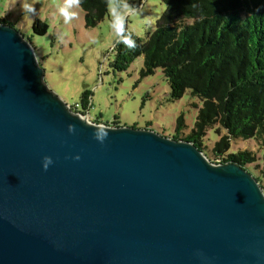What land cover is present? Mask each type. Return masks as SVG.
<instances>
[{
  "label": "water",
  "instance_id": "obj_1",
  "mask_svg": "<svg viewBox=\"0 0 264 264\" xmlns=\"http://www.w3.org/2000/svg\"><path fill=\"white\" fill-rule=\"evenodd\" d=\"M0 264H264V192L189 142L73 112L0 24Z\"/></svg>",
  "mask_w": 264,
  "mask_h": 264
},
{
  "label": "trees",
  "instance_id": "obj_2",
  "mask_svg": "<svg viewBox=\"0 0 264 264\" xmlns=\"http://www.w3.org/2000/svg\"><path fill=\"white\" fill-rule=\"evenodd\" d=\"M110 2L77 0L86 28H94L105 19ZM163 3L165 11L145 41L128 32L121 35L113 49V70L123 72L142 56L141 78L160 69L172 100L180 99L186 91L197 97L201 107L190 133L180 138L185 128L180 116L175 134L167 138L193 144L214 164L238 165L264 190L260 184V177L264 176V150L262 166L255 167L258 173L249 169L256 162L252 152L229 153L231 141L238 139H252L264 148V0ZM0 24L14 28L2 17ZM47 30L46 23L34 19V35L44 36ZM23 37L33 47L32 39ZM89 101L90 94L85 91L79 109L72 111L86 113ZM94 123L102 124L98 119ZM110 125L120 126L118 122ZM211 128H216L218 135L221 130L226 134L210 149L203 139Z\"/></svg>",
  "mask_w": 264,
  "mask_h": 264
},
{
  "label": "rangeland",
  "instance_id": "obj_3",
  "mask_svg": "<svg viewBox=\"0 0 264 264\" xmlns=\"http://www.w3.org/2000/svg\"><path fill=\"white\" fill-rule=\"evenodd\" d=\"M61 9L68 13L67 19ZM164 11L163 0H111L105 19L94 28H86L77 0H0V18L32 39L38 63L44 70V82L63 102L69 106L79 104L87 91L91 119L103 124L118 122L120 126L147 128L165 137L175 134L176 120L182 116V139L193 128L201 101L189 91L172 100L160 69L141 78L142 56L123 72L111 66L113 49L121 35L128 32L145 41ZM36 18L48 25L46 35L33 34ZM225 134L224 130L218 135L216 128L209 129L204 145L211 149ZM263 150L252 139H238L231 141L229 153L252 152L256 162L249 169L258 173L255 167L262 166ZM260 180L264 189V176Z\"/></svg>",
  "mask_w": 264,
  "mask_h": 264
},
{
  "label": "clouds",
  "instance_id": "obj_4",
  "mask_svg": "<svg viewBox=\"0 0 264 264\" xmlns=\"http://www.w3.org/2000/svg\"><path fill=\"white\" fill-rule=\"evenodd\" d=\"M25 7L27 8L28 5H25ZM166 7H167V6H166ZM61 13H62V14L66 17V19H67V17H68V13H67L64 9H61ZM69 129H70V130L72 129L71 125H69ZM76 158L79 159V157H76ZM51 163H52V161H51V158H50V157H44V158H43V167H44L45 170H47L49 164H51Z\"/></svg>",
  "mask_w": 264,
  "mask_h": 264
},
{
  "label": "built area",
  "instance_id": "obj_5",
  "mask_svg": "<svg viewBox=\"0 0 264 264\" xmlns=\"http://www.w3.org/2000/svg\"><path fill=\"white\" fill-rule=\"evenodd\" d=\"M70 108H71V109L74 108V109L78 110V109H79V104H75V105H73V106H70ZM77 114H79L81 117L87 119V120L90 121V122H95V121H96V120H93V119H91V118L89 117V115H88V111H87L86 113H84V114H82V113H77Z\"/></svg>",
  "mask_w": 264,
  "mask_h": 264
},
{
  "label": "crops",
  "instance_id": "obj_6",
  "mask_svg": "<svg viewBox=\"0 0 264 264\" xmlns=\"http://www.w3.org/2000/svg\"><path fill=\"white\" fill-rule=\"evenodd\" d=\"M95 120H97V119H95ZM100 123H102V122H100ZM103 124V123H102ZM108 125H110V124H108ZM111 126V125H110Z\"/></svg>",
  "mask_w": 264,
  "mask_h": 264
}]
</instances>
